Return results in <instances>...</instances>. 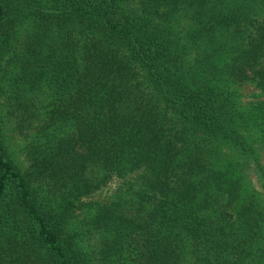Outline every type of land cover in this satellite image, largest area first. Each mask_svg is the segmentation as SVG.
Listing matches in <instances>:
<instances>
[{
	"label": "trees",
	"instance_id": "16d2710c",
	"mask_svg": "<svg viewBox=\"0 0 264 264\" xmlns=\"http://www.w3.org/2000/svg\"><path fill=\"white\" fill-rule=\"evenodd\" d=\"M257 142L264 0H0V264H264Z\"/></svg>",
	"mask_w": 264,
	"mask_h": 264
},
{
	"label": "rangeland",
	"instance_id": "374dc122",
	"mask_svg": "<svg viewBox=\"0 0 264 264\" xmlns=\"http://www.w3.org/2000/svg\"><path fill=\"white\" fill-rule=\"evenodd\" d=\"M258 93L259 90L254 84L244 85L240 89L241 110L246 111L252 108ZM8 126V130H6V137L10 150L14 154L17 161L26 160V141L24 137L19 135L17 132H15L16 135H14V132L12 131V124H10V122L8 123ZM255 148L257 156L255 155L249 157L246 159V163L241 164V170L244 171L245 182L249 185V187H260V177L262 170H264V149L260 146L259 142L255 143ZM137 176V174H134L126 179L112 181L107 186H104L96 194L86 198V203H103L106 201H111L116 196L115 193L120 186L135 180Z\"/></svg>",
	"mask_w": 264,
	"mask_h": 264
}]
</instances>
